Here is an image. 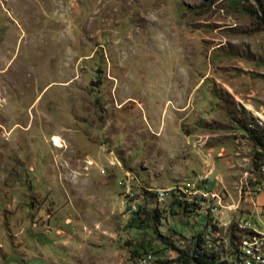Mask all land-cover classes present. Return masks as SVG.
Segmentation results:
<instances>
[{
	"label": "rangeland",
	"instance_id": "1",
	"mask_svg": "<svg viewBox=\"0 0 264 264\" xmlns=\"http://www.w3.org/2000/svg\"><path fill=\"white\" fill-rule=\"evenodd\" d=\"M238 1L0 0V264H180L198 233L224 257L236 222L264 233L241 128L264 130V30ZM209 172L213 218L172 204Z\"/></svg>",
	"mask_w": 264,
	"mask_h": 264
},
{
	"label": "built area",
	"instance_id": "2",
	"mask_svg": "<svg viewBox=\"0 0 264 264\" xmlns=\"http://www.w3.org/2000/svg\"><path fill=\"white\" fill-rule=\"evenodd\" d=\"M259 171H264V160L263 164L259 168ZM209 173H203L202 175L198 174L195 176V185L192 184L191 187L189 186H181L175 188L176 191L180 192L177 193L180 195V199L182 200V193L183 199L187 200L190 203L196 204H203L205 201V208L207 214L210 218L216 215L219 208H222L221 205V198L218 194L214 192H210L208 190V182H209ZM120 185H123L125 188V199L123 205V211L127 215H133L138 211V203H135L133 200V193L130 187L127 185L126 181L120 182ZM172 189L166 190H158L157 198L162 201L165 199V195L169 193ZM264 195V191H263ZM187 196V198H185ZM213 199L216 201L214 204L207 201V199ZM185 201V203H187ZM264 212V207L261 209L259 214ZM236 229L240 233L242 232L243 235L240 239L236 242L237 248V259L235 260L236 264H264V233L258 231L257 229L250 227L247 220H243L240 222H236ZM135 264H154V257L153 252L151 250L144 252L141 255L135 257Z\"/></svg>",
	"mask_w": 264,
	"mask_h": 264
},
{
	"label": "trees",
	"instance_id": "3",
	"mask_svg": "<svg viewBox=\"0 0 264 264\" xmlns=\"http://www.w3.org/2000/svg\"><path fill=\"white\" fill-rule=\"evenodd\" d=\"M255 1L257 7L253 11L243 8L242 5L240 6V1H238L237 5H239L242 10H244L248 15L253 18V26L255 28V31H261L264 30V0ZM241 128L245 130V132L247 133L248 140L256 149L255 154L253 156V165L254 168L258 169L259 171V168L263 164L264 160V130L252 128L251 126L248 127V125L245 124H242ZM180 200L181 199L175 197L173 199L174 203L172 204L179 203L178 205L184 213L188 211V207L191 206L195 208L197 206L196 203H185L184 205H182ZM136 214H138V211L133 215ZM208 217L210 216L206 214V218ZM232 226L231 229H229L228 231V238L230 245L234 246V250L229 255V257L222 256L221 252H219L215 248L207 247L205 245L204 237L200 233H198L195 236V242L191 250L180 252L179 256L177 257L178 262L180 264H236L235 260L237 259V248L235 246V242L237 239V235L233 231ZM132 253L134 257H137L138 255H141L144 252L140 254L135 249L132 251Z\"/></svg>",
	"mask_w": 264,
	"mask_h": 264
}]
</instances>
